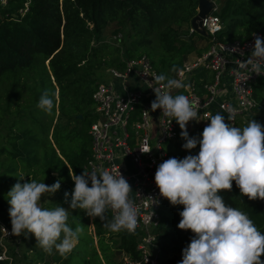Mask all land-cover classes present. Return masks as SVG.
Wrapping results in <instances>:
<instances>
[{
  "label": "trees",
  "instance_id": "16d2710c",
  "mask_svg": "<svg viewBox=\"0 0 264 264\" xmlns=\"http://www.w3.org/2000/svg\"><path fill=\"white\" fill-rule=\"evenodd\" d=\"M212 1L219 4L218 14L224 23L220 40H246L254 32H264V0ZM198 5V0H6L5 4L0 0V85L14 80L13 89L7 91L6 104L0 106V123L6 118L1 114L7 116L11 111L16 84L25 76L31 80V84L27 83L30 98L11 111L21 117L12 123L10 133L2 135L11 142L10 147L0 146V156L5 157L2 162L9 158L14 162L3 171L0 169V176L5 172L16 174L22 164L29 174L49 182L60 180L62 199L71 202L74 181L70 172L82 174L91 154L90 128L96 119L93 94L104 80L99 70L122 68L125 56L146 55L165 76L182 66L192 52L202 55L209 48L210 39L191 32ZM112 24L116 25L114 37L123 34L121 41L107 38L106 31ZM203 41L207 43L199 47ZM45 90L53 98L51 113L37 107ZM255 97L258 105L263 103L264 78L255 86ZM14 179L12 176L4 183ZM65 192L69 193L67 198ZM220 195L227 205L246 213L264 233V200H249L240 194L234 181L232 190ZM8 199L0 190V218L12 227ZM182 210L183 205L173 206L167 199L163 204L161 222L154 230L162 250L159 264H179L182 250L194 236L191 230L177 227ZM105 215L103 222L99 217L88 216L83 209L77 208L71 214V218L82 217L84 223L92 220L98 246L90 235L89 247L85 246L86 237L78 234L79 242L64 257L65 264H71L75 254L85 256L84 264H104L99 251L107 264H126L123 257L119 261L112 257L118 251L140 258L138 237L125 230H109L105 223L113 221V217L109 209ZM71 228L75 231L77 225L74 223ZM30 235L8 242L12 262L10 258L0 259V264H34L27 256L31 248L23 249L24 240ZM41 250H35V255L43 259ZM2 252L0 244V255Z\"/></svg>",
  "mask_w": 264,
  "mask_h": 264
},
{
  "label": "clouds",
  "instance_id": "9594fccd",
  "mask_svg": "<svg viewBox=\"0 0 264 264\" xmlns=\"http://www.w3.org/2000/svg\"><path fill=\"white\" fill-rule=\"evenodd\" d=\"M262 64L264 38L256 36L251 55L239 66L264 75ZM154 79L166 84L153 88L156 98L151 102V110L161 109L163 115L176 120L180 136L185 140L182 148L191 150L199 144L198 154L168 158L158 165L154 176L160 195L173 206L183 205L177 227L194 234L182 250L179 264H264L261 260L264 233L246 213L227 205L220 195L222 191L230 192L234 181L240 194L249 200H264V124L252 119L243 128L233 126L229 123L234 118L231 113L226 122L225 116L217 112L207 119L210 123L204 127L202 138L190 136L188 123L200 121L197 104L184 94H172V90L184 87L181 81L164 75ZM37 107L51 113L54 103L47 90L41 94ZM140 151L148 153L151 149L140 148ZM70 176L74 181L71 209H83L88 216L105 222L106 211L111 208L116 214L105 227L113 232L136 231L138 209L130 199L132 188L121 173L114 175L105 170L97 174L84 170L80 175L71 171ZM19 178L23 180L24 176ZM60 187V180L52 185L18 180L7 196L11 234L31 233L46 253L52 254L55 248L66 258L79 242L82 229L73 231L68 226V211L64 207L49 210L40 205L45 193L54 194ZM68 196L65 192V198Z\"/></svg>",
  "mask_w": 264,
  "mask_h": 264
},
{
  "label": "built area",
  "instance_id": "2783aa9c",
  "mask_svg": "<svg viewBox=\"0 0 264 264\" xmlns=\"http://www.w3.org/2000/svg\"><path fill=\"white\" fill-rule=\"evenodd\" d=\"M213 2L212 12L202 20L210 39L209 48L202 55L186 60L172 76H165L184 85L172 90L173 95L184 94L198 106L200 121H190L188 131L195 125L210 123L207 119L217 112L225 116L226 122L231 113L234 118L229 123L240 127V118L258 105L255 86L260 78H264V75L239 66L251 55L256 36L264 38V32H254L246 40H220L219 33L224 23L218 14L219 4ZM194 31L191 26V32ZM122 38L121 33L114 37L118 41ZM261 70L264 72V64ZM108 74L109 78L101 81L93 94L96 119L90 128L91 154L84 169L97 174L105 170L114 175L121 173L128 181L132 188L130 199L138 209V226L131 234L139 239L137 250L140 258L123 254V260L126 264H159L162 250L154 230L161 222L166 198L160 195L155 184V171L168 158L182 159L192 153L182 147L175 149V145L180 143L181 132L176 120L163 115L161 109L151 110V102L156 98L153 88L163 87L166 81L158 83L154 79L162 74L148 56L128 58L122 68L111 67ZM154 115H160L155 128L152 122ZM140 148L151 151L143 153ZM109 211L114 219L116 213L111 208ZM0 232L3 247L0 259H7L10 257L6 241L14 235L1 218ZM10 260L12 262V258Z\"/></svg>",
  "mask_w": 264,
  "mask_h": 264
},
{
  "label": "rangeland",
  "instance_id": "374dc122",
  "mask_svg": "<svg viewBox=\"0 0 264 264\" xmlns=\"http://www.w3.org/2000/svg\"><path fill=\"white\" fill-rule=\"evenodd\" d=\"M2 3H6V0H1ZM116 27L115 24H112L108 27L107 31H106V35L107 38L114 42V33H113V29ZM207 43V41H203L200 42L198 45L199 47H203L205 44ZM196 57V52H192L190 55H188L187 60H192ZM154 63V62H153ZM47 66H49L48 61L46 62ZM110 67H105L101 70H99V72H101L104 76V79H108L109 78V74H108V70ZM160 72V71H159ZM170 72V71H168ZM173 71H171L170 73L166 74V77H170L173 75L172 73ZM162 74V73H161ZM163 75V74H162ZM52 80L54 81L55 78L52 76ZM24 82L26 83V85H24ZM27 83L28 85L31 84V80L28 79L27 76H25V78H22L21 81H19L15 88L17 90L16 93H14L12 101H11V107L10 110L14 111V109L16 108H20L19 106L22 105V103H24V100H27L30 98V93L28 92V87H27ZM13 84H14V80L10 79V80H5L3 82V85H0V106L3 107L6 104V98H7V91L9 92V90H12L13 88ZM24 85V86H23ZM8 112L7 116L1 114V117H6L3 123H0V146L2 145H8V147L11 146V142L10 140L5 137L2 136L3 134H7L10 133L12 130L11 125L12 123L19 119L21 117V115L19 114V117H16V112ZM255 119L258 122H260L261 124H264V101L262 104L257 105V107L249 114L243 116L242 118H240V122H238V125H240L241 128H243L244 126H247V124L252 120ZM160 121V115H154L152 118V122H153V128H155V125L158 124V122ZM195 121L193 120V123ZM205 125H195L193 126L192 130L188 131L190 136H194L197 138H202L201 133L204 129ZM3 126V127H2ZM20 126H22V121L20 123ZM157 136H160V134H158ZM9 138V137H8ZM180 143H177L175 145V149L179 150L181 149L182 145L185 143V140L180 136L179 138ZM163 146L166 148L165 144H163ZM190 153L196 155L199 152V144H197V147L194 149L189 150ZM5 157L0 156V169H2L1 171H3V169L5 168V166H7L9 163H13L14 161L12 159H8L6 160V162H2L4 161ZM18 163V161L16 162ZM12 176L15 177V179L11 182L8 181V183H4L5 180H8L9 178H11ZM20 176H24L23 180H20ZM34 180L38 183H42L44 182L47 185H52L54 182L51 181H47L46 179H42L41 176L39 175H33V174H29L28 171L26 169H24V167L22 166V164H20L19 168H18V172L15 174H9V173H2V175L0 176V180L2 182V186L0 187V190L2 191V193H5L7 195V193L10 191V189L12 188V186L19 180L20 183H24L27 181ZM40 205L42 208H46V209H54L57 206H61L64 207L65 209H67L68 211V220H67V224L68 226L71 228L72 225L75 223L77 225V228H81L82 231L79 233L80 236L86 237L85 239V246L89 247V237L88 235L92 236L94 238V243L98 246V238L95 235V227L94 224L92 222V220H90L88 223H84L82 221V217H74L71 218V214L77 210V209H71L70 208V202L67 201L66 199H62V191L61 189H59L56 193L54 194H50V193H45L44 196L41 199ZM86 224V226H85ZM20 236H13V238L9 239L6 241V243L8 244L11 243L10 241L13 240H17ZM63 238V234L61 236V240ZM35 236L33 234H31L27 239L24 240V250H27L28 247L31 248V251H27V256L29 258V260H32L34 262V264H65L64 263V257H62L59 252L53 248L52 254H48L46 253L41 247H39L37 245V241L35 242ZM61 241H57V243H60ZM40 250L44 252L45 257L43 259H40V256L35 255V250ZM100 256L102 258V261L104 262V264H107V262L105 261V258L102 256V253L99 251ZM57 256H59V258H57ZM113 258L117 259L118 261L123 257V253L122 254H118V255H112ZM84 255H80V254H75L73 259H72V263L71 264H84ZM20 264H25L24 261H19Z\"/></svg>",
  "mask_w": 264,
  "mask_h": 264
},
{
  "label": "water",
  "instance_id": "95a60500",
  "mask_svg": "<svg viewBox=\"0 0 264 264\" xmlns=\"http://www.w3.org/2000/svg\"><path fill=\"white\" fill-rule=\"evenodd\" d=\"M198 13L197 15L192 19L191 26L194 30H196L199 34H202L204 36H207L206 30L203 28V18L212 12L214 7V2L212 0H198ZM125 61L128 60V57L125 56ZM81 117V116H80ZM122 251H118V254H122Z\"/></svg>",
  "mask_w": 264,
  "mask_h": 264
}]
</instances>
